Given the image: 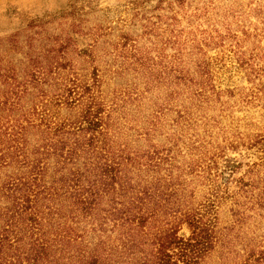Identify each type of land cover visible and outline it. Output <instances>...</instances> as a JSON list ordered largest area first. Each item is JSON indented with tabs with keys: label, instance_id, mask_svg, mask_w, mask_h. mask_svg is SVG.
Listing matches in <instances>:
<instances>
[{
	"label": "rangeland",
	"instance_id": "1",
	"mask_svg": "<svg viewBox=\"0 0 264 264\" xmlns=\"http://www.w3.org/2000/svg\"><path fill=\"white\" fill-rule=\"evenodd\" d=\"M47 50L60 66L55 86L27 96L39 111L80 119L84 105L55 107L54 95L68 96L74 78L90 87L80 103L94 96L119 118L122 143L170 153L164 167L181 177L193 208L214 201L220 240L201 264H244L252 254L264 264L253 261L264 257L255 199L264 190V0H0V107L15 101L14 88L22 95L29 53ZM176 61L185 80L173 88L163 66ZM154 120L159 129L146 138ZM237 180L258 188L246 194ZM179 235L192 230L184 224Z\"/></svg>",
	"mask_w": 264,
	"mask_h": 264
},
{
	"label": "trees",
	"instance_id": "2",
	"mask_svg": "<svg viewBox=\"0 0 264 264\" xmlns=\"http://www.w3.org/2000/svg\"><path fill=\"white\" fill-rule=\"evenodd\" d=\"M52 52L29 53L22 95L14 88L15 101L0 107V264H201L220 240L216 207L211 201L193 208L181 177L164 167L173 165L170 153L122 143L119 118L105 115L94 96L80 103L91 88L75 78L68 96L54 95V106L84 105L80 119L57 122L53 108L39 111L36 99H27L31 88L55 86L60 65ZM238 61L247 64L244 54ZM176 62L163 66L175 77L173 88L185 80ZM157 121L144 127L146 138L158 131ZM237 183L246 194L258 188ZM255 199L264 209V190ZM184 224L192 230L188 239L179 235Z\"/></svg>",
	"mask_w": 264,
	"mask_h": 264
}]
</instances>
